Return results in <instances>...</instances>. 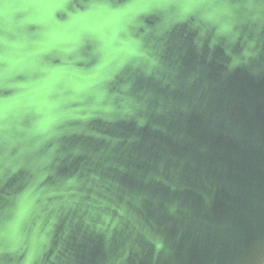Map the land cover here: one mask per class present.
<instances>
[{"label":"water","instance_id":"obj_1","mask_svg":"<svg viewBox=\"0 0 264 264\" xmlns=\"http://www.w3.org/2000/svg\"><path fill=\"white\" fill-rule=\"evenodd\" d=\"M0 264H264V0H0Z\"/></svg>","mask_w":264,"mask_h":264}]
</instances>
